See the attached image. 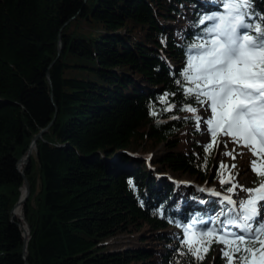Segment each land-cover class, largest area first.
<instances>
[{"label": "trees", "instance_id": "obj_1", "mask_svg": "<svg viewBox=\"0 0 264 264\" xmlns=\"http://www.w3.org/2000/svg\"><path fill=\"white\" fill-rule=\"evenodd\" d=\"M212 4L0 0V264L173 261L182 229L167 217L206 211L203 192L172 177L226 185L216 174L218 147L205 168L200 140L186 146L187 133L201 131L182 119L192 114L179 108L180 93L177 108L160 111L159 123L150 101L160 110L158 95L176 90L170 68L186 63L183 45ZM255 4L264 11V0ZM136 153H152L151 163ZM24 175L31 186L23 204L27 253L23 221L13 213ZM121 233L139 234L130 246L111 249L108 239ZM218 244L202 260L188 255L180 264H225Z\"/></svg>", "mask_w": 264, "mask_h": 264}, {"label": "snow or ice", "instance_id": "obj_2", "mask_svg": "<svg viewBox=\"0 0 264 264\" xmlns=\"http://www.w3.org/2000/svg\"><path fill=\"white\" fill-rule=\"evenodd\" d=\"M196 25L192 40L183 45L186 63L175 72L170 68L176 90L166 87L157 97L162 108L158 110L150 101L149 111L159 123L160 111L177 108L179 92V108L192 114L182 119H192L196 130L210 134L209 140L198 141L204 151L201 166L206 168L211 150L221 143L223 154L233 159L218 161L216 174L221 184L228 185L224 191L214 185H197L222 198L218 213H202L186 221L167 217L182 229L170 264H180L188 255L202 260L213 242H222L225 264H264V11L255 0H213L212 10L201 14ZM161 41L167 44L163 35ZM227 138L233 142L231 149ZM237 145L253 154L250 167L259 179L250 186L236 179L238 170L232 171ZM128 182L136 188L132 177ZM241 190L246 195L237 198L234 194ZM206 207L210 212L212 206ZM157 211L165 214L163 206Z\"/></svg>", "mask_w": 264, "mask_h": 264}, {"label": "rangeland", "instance_id": "obj_3", "mask_svg": "<svg viewBox=\"0 0 264 264\" xmlns=\"http://www.w3.org/2000/svg\"><path fill=\"white\" fill-rule=\"evenodd\" d=\"M201 113H205L204 109L201 108L200 109ZM201 127L202 129L204 128V121H201ZM191 132L187 133V145L189 148L193 149V142L194 140H200V141H205L207 140L208 136H207V132L206 131H201V133L199 135H191ZM227 147L229 149H231L233 147V142L229 141ZM242 148L240 146H236V168L232 169V171H239V175L236 177V179L239 180L240 183H243L245 185H251L252 181H257L259 178L257 176V174L252 170V168L250 167V160L253 156V154H251L249 157H247V151L246 149H244V151L241 153L239 151V149ZM223 149H224V145L221 143L218 145V151L216 154V163L218 164V161H225V162H231L233 157L229 156V155H224L223 154ZM35 153V150H34ZM222 171H224L225 175L227 174V172L222 169ZM180 181L186 180V181H191V180H195L194 178H189L187 176H182L179 175ZM213 186V185H210ZM215 186V185H214ZM228 186V185H227ZM237 196V198H239L240 196H244L246 195V193H244L242 190L239 191L238 193L234 194ZM22 213L23 212V206H22ZM25 217V216H24ZM25 219V218H24ZM26 224L28 223L25 219ZM139 233H135L132 234V236H129V234L127 233H121L118 234L114 237H111L108 239L107 242H110L111 244V249H122V248H126L128 246H130L133 241L136 240L135 237H137ZM135 235V236H134ZM149 242V241H148ZM222 248L223 245H220L217 247L216 253L222 254Z\"/></svg>", "mask_w": 264, "mask_h": 264}, {"label": "bare ground", "instance_id": "obj_4", "mask_svg": "<svg viewBox=\"0 0 264 264\" xmlns=\"http://www.w3.org/2000/svg\"><path fill=\"white\" fill-rule=\"evenodd\" d=\"M30 147H31V152L33 153L36 148V144L32 143ZM24 165H25V158L23 157L19 162V167L22 168ZM25 193H26V185H23L22 190H21V199L14 206V213L16 216H18L23 221V226H22L23 234H24L25 240H27L29 236V228L26 222H24L25 219L22 213V204H23L22 198L25 196Z\"/></svg>", "mask_w": 264, "mask_h": 264}, {"label": "water", "instance_id": "obj_5", "mask_svg": "<svg viewBox=\"0 0 264 264\" xmlns=\"http://www.w3.org/2000/svg\"><path fill=\"white\" fill-rule=\"evenodd\" d=\"M50 125V124H49ZM46 130V128H44V129H42L39 133H37L36 135H35V137L33 138V141H32V143H35L36 144V140L39 138V137H41L42 136V134L44 133V131ZM31 143V144H32ZM31 155H32V152H31V147H29L28 148V150H27V152L25 153V155L24 156H22L20 159H19V162H20V160L24 157L25 158V163H27V162H29V160H30V158H31ZM144 156V155H143ZM144 157H147V156H144ZM23 185H26V193H25V196L22 198V201H23V204L25 203V201H26V199H27V197H28V195H29V193H30V189H31V186H30V182H29V179L24 175V184ZM23 187V186H22ZM21 190H22V188H21ZM21 199V196H20V198H19V200ZM18 200V201H19ZM17 201V202H18ZM17 204V203H16ZM15 204V205H16ZM23 204H22V206H23ZM13 213H14V208H13ZM15 214V213H14ZM23 217H24V213H23ZM25 218V217H24ZM27 225H28V228H29V224L27 223ZM29 232H30V228H29ZM24 235V234H23ZM28 239H29V236H28ZM28 239L27 240H25V249H24V251H25V253H27V243H28Z\"/></svg>", "mask_w": 264, "mask_h": 264}]
</instances>
